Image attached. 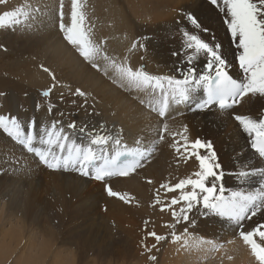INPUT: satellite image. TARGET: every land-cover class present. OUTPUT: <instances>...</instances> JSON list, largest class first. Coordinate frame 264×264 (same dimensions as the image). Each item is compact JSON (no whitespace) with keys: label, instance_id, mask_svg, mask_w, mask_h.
Segmentation results:
<instances>
[{"label":"bare ground","instance_id":"bare-ground-1","mask_svg":"<svg viewBox=\"0 0 264 264\" xmlns=\"http://www.w3.org/2000/svg\"><path fill=\"white\" fill-rule=\"evenodd\" d=\"M26 3L46 5L48 16L33 31H0V42H4L9 53L0 52V66L4 64V69H0V92L5 93L0 96V114L11 113L25 122L35 118L37 127H42L63 112L65 124L75 120L79 124L99 127L103 123L108 130H122L129 146H135L137 140L147 143L156 139V129L162 120L140 103L143 94L121 88L66 42L59 30V0H0V14ZM63 3L67 22L71 0ZM84 3L96 38L107 40L106 47L113 56L127 57V63L133 67L143 65L153 74L174 73L176 67H183L178 63L179 58L171 55L180 46L174 23L191 0H84ZM196 8L195 14L211 28L216 41L229 50L232 74L239 79L238 61L234 58L238 53H234L235 43L231 42L222 22L223 14L210 0H198ZM143 36L152 37L147 42V51L129 52L132 41ZM202 36L209 39L207 33ZM50 73L55 75L58 84L45 101L41 92L54 83ZM69 87L73 91L76 88L87 91L86 108L80 107L83 98L69 94ZM72 100H76V105ZM37 103L41 104L39 110ZM49 105L53 106L50 114L47 113ZM262 108L264 101L237 107L236 112L255 114ZM168 122L174 130L187 124L192 139L212 140L226 172L232 171L234 165L239 166L238 155L245 162L264 166L250 149L246 148L244 153L237 151V143L245 141L233 120L229 119L225 126L210 113H186ZM170 145L169 137L157 145V151L144 167L128 177H112L103 182L71 170L47 168L0 129V263L256 264L238 230L216 217H202L199 227L189 230L223 245L218 251L186 250L179 243H173L170 236L151 252L145 249V244L150 247L156 243L147 236L148 231L168 234L171 230L165 225L173 222L170 213L161 212L160 206L154 205L157 189L162 199H170L178 193L165 194L160 185L175 183L197 167L193 161L179 160ZM16 168L34 171L24 178L12 174L11 170ZM225 184L230 189L239 187L227 176ZM106 185L133 199L125 203L109 196ZM254 222L264 220L257 216ZM253 226V222L247 225ZM182 231L177 226V232ZM136 235H141L140 246L134 240ZM152 255L157 257L156 261L149 259Z\"/></svg>","mask_w":264,"mask_h":264},{"label":"snow or ice","instance_id":"snow-or-ice-1","mask_svg":"<svg viewBox=\"0 0 264 264\" xmlns=\"http://www.w3.org/2000/svg\"><path fill=\"white\" fill-rule=\"evenodd\" d=\"M197 4L198 0H191L187 10L182 11L174 23L180 46L171 55L178 57V63L183 67H176L174 73L153 74L143 65L133 67L127 63V57L117 58L110 54L107 40H98L95 36L84 0H71L67 22L64 3L60 0L59 30L66 42L94 69L103 72L121 88L143 94L140 103L162 120L156 129V139L147 143L137 140L135 146H129L122 130H108L103 123L99 127L79 124L75 120L65 124L63 112L42 127H37L35 118L25 122L11 113L0 114V129L28 153L38 157L47 168L71 170L103 182L112 177H128L144 167L157 151V145L170 137V146L178 159L186 163L193 161L197 167L175 183L160 185L165 194L178 193L170 199H162L157 189L154 205H159L161 212L170 213L173 222L165 225L171 230L168 234L148 231L147 236L154 238L156 243L150 247L145 244V249L151 252L170 236L173 243H179L186 250L218 251L223 245L189 230L198 228L202 217H216L226 226L238 230L256 264H264V222H254L257 216L264 220V166L245 162L238 155L239 166L234 165L232 171L226 172L212 140L192 139L187 124L174 130L168 122L186 113H210L225 126L229 119L233 120L245 141L244 144L237 143V151L244 153L246 148L250 149L258 163L264 164V108L255 114L236 112L237 107L264 101V0H210V4L223 14L222 22L230 33L231 42L235 43L234 53L238 55L234 58L238 61L239 79L232 74L229 50L216 41L211 28L195 14ZM45 16H48L46 5L26 3L0 14V29L33 31L43 23ZM203 33H207L209 39H204ZM150 39L152 37L143 36L133 40L128 51L146 52ZM44 71L49 72V69L44 68ZM50 75L54 83L41 92L45 101L58 84L55 75ZM68 91L70 95L83 98L80 107H87V91L80 88L73 91L71 87ZM4 95L0 92V96ZM71 103L76 105V100ZM36 108L39 110L41 104L37 103ZM52 110L53 106L49 105L47 113ZM33 171L11 170L13 175L24 178L30 177ZM226 176L234 179L239 187L227 188ZM106 188L109 196L118 197L125 203L133 199L129 194L113 191L111 186L106 185ZM250 222L255 226L247 227ZM177 226L183 231L178 233ZM149 259L156 261L157 257L152 255Z\"/></svg>","mask_w":264,"mask_h":264},{"label":"rangeland","instance_id":"rangeland-1","mask_svg":"<svg viewBox=\"0 0 264 264\" xmlns=\"http://www.w3.org/2000/svg\"><path fill=\"white\" fill-rule=\"evenodd\" d=\"M60 1V0H59ZM59 6L60 5H58V7L57 8H59ZM3 11L2 12H4V9H2ZM0 13H1V11H0ZM1 30H4V29H0V31ZM0 41H2V36L0 35ZM2 43V44H1ZM3 43L4 42H0V45H2L3 47H0V52L1 53H4L5 55L6 54H9L8 53V49L7 48H5L6 46H5V44L3 45ZM6 49V50H5ZM0 69H4V64L3 65H1L0 66ZM50 87V86H49ZM46 88H48V87H46ZM108 237H109V234H108ZM134 240H135V242H136V244L138 245V246H140L141 245V235H136L135 237H134ZM1 264V263H0Z\"/></svg>","mask_w":264,"mask_h":264}]
</instances>
